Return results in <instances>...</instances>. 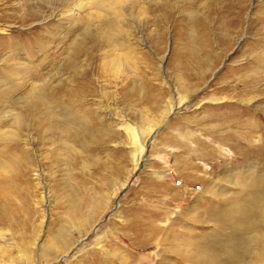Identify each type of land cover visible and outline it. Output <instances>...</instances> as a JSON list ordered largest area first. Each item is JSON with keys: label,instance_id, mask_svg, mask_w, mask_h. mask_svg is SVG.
<instances>
[{"label": "rangeland", "instance_id": "obj_1", "mask_svg": "<svg viewBox=\"0 0 264 264\" xmlns=\"http://www.w3.org/2000/svg\"><path fill=\"white\" fill-rule=\"evenodd\" d=\"M263 126L264 0H0V264H183L203 183L264 179Z\"/></svg>", "mask_w": 264, "mask_h": 264}, {"label": "bare ground", "instance_id": "obj_2", "mask_svg": "<svg viewBox=\"0 0 264 264\" xmlns=\"http://www.w3.org/2000/svg\"><path fill=\"white\" fill-rule=\"evenodd\" d=\"M123 126L136 153L133 155L134 172L144 159L141 135L134 125L124 123ZM255 126L258 127L257 124ZM243 139L245 143L243 146L246 149L253 150V154L257 152L255 157L264 158V126L257 137L258 144L254 143V136ZM225 144L238 153L237 145H230L229 142ZM5 170L0 164V178L4 176ZM236 175L237 173H230L223 177L224 183H228L225 188L210 187V184L202 182L205 187L202 192L205 195L203 198L209 196V199L204 198L201 203L202 210L194 215L193 222L195 226L210 224L211 231L199 233L194 229L186 228L177 236L178 242L174 249L183 264H264V179L246 184L239 192L227 193L229 184L236 185L234 182ZM199 180L203 179L199 178ZM215 183L217 185L219 182L215 180ZM6 197L1 185L0 221L6 219L5 215H11V201ZM68 244L67 241H61L60 251L67 252ZM249 257L254 261L246 263L245 258Z\"/></svg>", "mask_w": 264, "mask_h": 264}]
</instances>
